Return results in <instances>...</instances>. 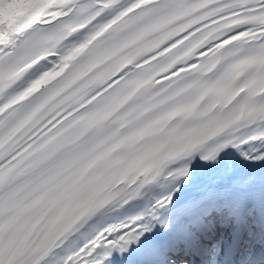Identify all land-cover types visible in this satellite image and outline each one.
<instances>
[{
    "label": "snow or ice",
    "instance_id": "6c2138e0",
    "mask_svg": "<svg viewBox=\"0 0 264 264\" xmlns=\"http://www.w3.org/2000/svg\"><path fill=\"white\" fill-rule=\"evenodd\" d=\"M0 264H264V0H0Z\"/></svg>",
    "mask_w": 264,
    "mask_h": 264
}]
</instances>
